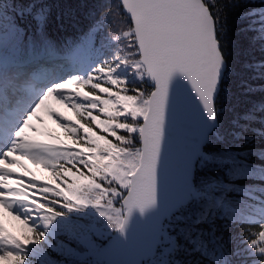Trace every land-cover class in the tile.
<instances>
[{
  "label": "snow or ice",
  "instance_id": "1",
  "mask_svg": "<svg viewBox=\"0 0 264 264\" xmlns=\"http://www.w3.org/2000/svg\"><path fill=\"white\" fill-rule=\"evenodd\" d=\"M110 12L115 26L112 36L118 46L111 62L97 65L86 78L73 76L62 83L53 84L51 76L42 80L34 73L30 82L13 86L11 94L0 92V116L19 118L35 100L11 133L10 146L0 153V209L26 228L17 235L0 223V262L4 264H37L38 256L39 264H92L102 247L99 233L95 224L80 220L98 217L97 222H105L113 234L126 239L133 214L143 216L158 206V169L169 83L174 75L187 77L209 119L214 122L217 118L215 95L227 65L226 15L219 0H117ZM260 20L258 26L255 22L252 26L258 33L254 39L264 41V16ZM90 39L94 48V34ZM88 49L87 43L78 45L68 59L84 60ZM120 68H130L141 81H152L153 87L130 90L127 81L117 75ZM255 68L264 78L259 71L264 69V61ZM50 98L73 113L74 119L47 110L63 137L42 132L33 124L34 119L43 124L38 113ZM257 134L264 135V131ZM204 143L201 138L194 146L183 196L167 220L202 199L209 203L197 223L209 218L215 195L201 191L193 180L197 160L212 158L203 151ZM256 154L264 159V151ZM22 160L42 168L48 178L41 181ZM16 168L23 172L16 173ZM227 219L225 227H238L240 242L247 247L229 251L223 237L218 238L219 247L225 249L224 264H233V258L239 264H264V201L254 213ZM169 227L162 218L160 232L165 240H157L152 257L166 256L179 247L168 234ZM163 243L169 246L163 247ZM196 250L214 264L221 259L206 244Z\"/></svg>",
  "mask_w": 264,
  "mask_h": 264
},
{
  "label": "trees",
  "instance_id": "2",
  "mask_svg": "<svg viewBox=\"0 0 264 264\" xmlns=\"http://www.w3.org/2000/svg\"><path fill=\"white\" fill-rule=\"evenodd\" d=\"M116 3L117 0H0V53L3 54L0 75L5 77L4 72L10 69L16 72L17 65L28 60L32 53L69 60L64 68L76 63L81 77L86 78L97 65L111 62L118 51L112 36L115 26L110 12ZM219 4L226 15L227 71L216 102L218 124L204 150L212 158L201 157L195 177L201 191L214 193L215 198L210 202L212 209L207 220L197 223L209 201L194 200L167 220L168 234L176 238L179 247L145 264H214L196 250L202 243L209 252L221 257L218 264H224L225 249L219 247L218 238L223 237L229 251L247 247L240 242L238 227H225L227 218L240 219L246 213H254L255 207L264 201V179L260 178L264 176V159L256 154L264 151V135L257 134L258 130L264 131V78L255 68L264 61L261 50L264 41L254 39L258 33L252 27L254 22L257 26L262 22L264 0H219ZM92 34L97 41L94 48ZM84 43L89 45L88 57L68 59L73 49ZM259 71L264 73V69ZM117 75L127 81L130 90L153 87L147 78L141 81L130 68H120ZM21 162L32 169L29 161ZM3 214L8 213L0 209V223L7 228ZM177 216L183 219H176ZM98 220V217H87L79 222L95 224L102 245L113 233L105 222ZM104 237L107 239H101ZM36 259L39 264L40 257ZM92 264H104L97 252ZM233 264L239 261L233 258Z\"/></svg>",
  "mask_w": 264,
  "mask_h": 264
},
{
  "label": "water",
  "instance_id": "3",
  "mask_svg": "<svg viewBox=\"0 0 264 264\" xmlns=\"http://www.w3.org/2000/svg\"><path fill=\"white\" fill-rule=\"evenodd\" d=\"M226 71L227 65L215 95V104ZM150 83L153 85L152 81ZM217 124L218 115L214 122L209 119L191 81L182 74L174 75L169 83L164 144L158 169V206L143 216L138 212L133 214L126 239L114 234L102 245L98 256L104 264H144L146 260L154 258L151 256L153 246L158 239L163 241L160 221L162 218L167 221V214L183 196L184 176L194 146L204 138V151ZM200 159L196 162L194 183Z\"/></svg>",
  "mask_w": 264,
  "mask_h": 264
},
{
  "label": "rangeland",
  "instance_id": "4",
  "mask_svg": "<svg viewBox=\"0 0 264 264\" xmlns=\"http://www.w3.org/2000/svg\"><path fill=\"white\" fill-rule=\"evenodd\" d=\"M1 54L2 53H0V55ZM56 62H59V61L50 62L51 64H48L46 62L47 64H45V67H48L47 70H51L52 69L51 75L47 74V77H49V76L52 77L51 83H53V84L62 83L64 80H67V79L73 77L74 76L73 74L76 73V71L72 72V70L68 71L67 73L60 72L61 71L60 70L61 67L59 65H57ZM6 77H7L6 84L8 85L7 86V90H8V92H9V90H10V92H12L13 86L21 87V85H22L21 83H23V81H24L22 78H25L27 76L26 75H23V76H19L18 75L17 76V74H15V76H13L11 73H9V74H6ZM1 78L2 77L0 75V82L2 81ZM21 95H23L22 92H21ZM34 103H35V100H33L31 102V104L26 106L24 108L23 112L21 113L19 118L12 117V116L9 115L7 117L3 116L0 119V123L2 124L0 126V153L5 151L10 146L11 133H13L15 131V129L19 126L20 122L23 119V116L26 115L27 111L30 110L31 106H33ZM48 108L55 109L57 112L63 113L64 115L69 116V117H73V119H74V116H73L72 112H70L68 109L64 108L62 105L58 104L57 101L54 98H50L49 101L46 104V107L41 109V111L38 113V116L43 120V124L39 123V121H37L36 119L33 120V122H35L33 124L36 127H39L44 132H53V133L59 134V135H61V137H63L62 129H60L57 126V123L52 118H50L48 116V112H47ZM22 161L26 162V160H22ZM21 163L26 165L23 162H21ZM29 164L32 166V169H30L31 172L36 174L40 178L41 181L45 180L48 177L49 174L47 172H45L42 168H40L37 165H34V164L30 163V162H29ZM27 168H28V166H27ZM14 171L16 173H22L23 169L16 168ZM2 217H3L2 219L4 221H6L7 228L11 232H13L14 234L19 235L22 232L26 231L25 226L20 221L15 220L13 215H11V217H10L8 214H3ZM109 239H107V241ZM104 243H102V245ZM149 261L150 260L145 261V263H147ZM0 264H4V262H0Z\"/></svg>",
  "mask_w": 264,
  "mask_h": 264
}]
</instances>
